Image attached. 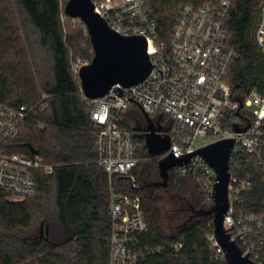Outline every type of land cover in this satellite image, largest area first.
<instances>
[{
	"label": "trees",
	"instance_id": "1",
	"mask_svg": "<svg viewBox=\"0 0 264 264\" xmlns=\"http://www.w3.org/2000/svg\"><path fill=\"white\" fill-rule=\"evenodd\" d=\"M263 1L234 0L231 7L227 32L237 59L226 82L233 101L245 100L252 91L264 92V53L252 37ZM207 2L149 0V6L158 20L159 31L166 37L185 5L203 7ZM63 16L79 20L63 12L61 0H0V102L12 107L47 108L28 118L18 140L11 143L12 152L40 155L46 164L56 167L51 177L39 174L35 199L18 203L0 196V264H109V178L98 164V129L81 99V82L72 71V62L77 58L71 57L74 51L92 60L94 52L85 24L79 20L85 29L66 34ZM17 19H21L23 29L13 24ZM29 28L38 36V46L48 54L53 83L38 81L31 49L28 46L24 52L17 47L19 34ZM137 123L146 127L143 115L134 107L121 126L134 133L142 144L139 156L143 161L135 171L141 186L134 191L120 178L117 183L125 193L143 197L150 228L143 243L163 249L161 254L149 256L140 264H214L207 239L213 220L199 219L187 227L178 224L190 213L181 206L182 195L193 196L197 209L204 207L194 181L171 175L169 190L146 188L160 179L159 161L148 155L144 132L136 130ZM244 168L240 175L249 176L253 183L252 192L246 196L247 207L251 212L264 214L263 169L253 156ZM170 203L172 209H167ZM161 209L172 215H166L171 222L168 226L160 222ZM175 244L184 246L178 256L172 250Z\"/></svg>",
	"mask_w": 264,
	"mask_h": 264
},
{
	"label": "built area",
	"instance_id": "2",
	"mask_svg": "<svg viewBox=\"0 0 264 264\" xmlns=\"http://www.w3.org/2000/svg\"><path fill=\"white\" fill-rule=\"evenodd\" d=\"M233 1L208 0L203 7L185 5L172 31L163 37L149 0H92L95 12L113 31L124 37L145 38L153 64L150 76L136 86L122 89V95L113 88L103 98L89 99L81 88V99L98 129V164L109 178V264H140L163 252L161 247L143 243L150 229L143 197L125 193L117 183L120 178L134 191L141 186L135 171L143 161L139 156L142 144L121 126L134 107L142 115L147 113L156 124L159 121L157 125L170 127L171 149L155 159L160 161L169 154L177 159L192 156L188 164L171 170V175L193 180L205 207L215 204L217 175L199 151L220 141H234L224 227L243 257L254 264H264V214L247 207L246 196L252 192L253 183L249 176L240 175L252 156L264 172V92L252 91L242 103L232 100L226 79L237 59L227 32ZM252 37L264 53V1L259 6ZM91 62L73 61L74 76L79 78L82 68ZM37 110L45 112L47 108L12 107L0 102V196L13 202L35 199L39 174L51 177L55 173L56 167L46 164L40 155L12 152L11 143L18 140L28 118ZM207 239L213 249L212 262L227 264L213 222ZM183 247L175 244L172 250L178 256Z\"/></svg>",
	"mask_w": 264,
	"mask_h": 264
},
{
	"label": "water",
	"instance_id": "3",
	"mask_svg": "<svg viewBox=\"0 0 264 264\" xmlns=\"http://www.w3.org/2000/svg\"><path fill=\"white\" fill-rule=\"evenodd\" d=\"M65 14L81 20L88 31L93 47L94 57L90 65L82 68L79 79L85 96L89 99L105 97L113 88L122 95V89L131 88L147 79L153 64L148 55L147 41L143 37H124L113 31L106 21L95 12L92 0H69ZM242 103V100H238ZM146 127L137 123V131L144 132L145 146L151 158L161 157L171 149L168 132L170 127L163 128L143 112ZM236 131H240L236 128ZM245 131V130H243ZM234 141H220L199 151L217 175L214 188L215 204L212 207L197 209V201L189 206L192 216L187 220V227L199 219H212L214 234L225 252L227 264H254L243 257L239 247L231 241L224 227L228 212V188L230 183L229 157ZM192 156L177 159L172 154L162 158L158 163L160 181L147 184L152 188H168L171 170L188 164Z\"/></svg>",
	"mask_w": 264,
	"mask_h": 264
},
{
	"label": "rangeland",
	"instance_id": "4",
	"mask_svg": "<svg viewBox=\"0 0 264 264\" xmlns=\"http://www.w3.org/2000/svg\"><path fill=\"white\" fill-rule=\"evenodd\" d=\"M68 1L69 0H61L63 12L65 10V6H66ZM62 21H63V27H64L66 34H70L72 31H78L81 28L85 29V26L79 20H72V19H69V18H66L65 16H63ZM13 24H15V26H17V28L19 26L20 28L23 29L21 19H17L15 22H13ZM24 32H25V34H24ZM24 32H21L19 34V35H21V37L16 42L17 47L20 50H23L25 52L26 48L29 46L28 48L31 49V63L33 64L35 72L37 71L39 73V80L38 79L37 80L41 81L43 84L53 83L54 80H53V75L51 73L49 57H48V54L38 46V36H36L34 33H32L30 28ZM92 54L94 55V53H92ZM72 56H73V58L84 59L83 57L76 55V53L74 51H71V57ZM183 197H186L189 200L191 199V198H188V196L182 195V197H181L182 199H180V200H183ZM190 201H192V200H190ZM172 206H173V204H171V203L168 204L167 209H172ZM166 215L169 218H171V216H172L171 214L168 213V211L161 209V214L159 216L160 222H162L163 225L168 226L169 224H171V222L166 218ZM176 225H177V223H176ZM164 229H165V227H164ZM165 230L169 233L168 227Z\"/></svg>",
	"mask_w": 264,
	"mask_h": 264
},
{
	"label": "flooded vegetation",
	"instance_id": "5",
	"mask_svg": "<svg viewBox=\"0 0 264 264\" xmlns=\"http://www.w3.org/2000/svg\"><path fill=\"white\" fill-rule=\"evenodd\" d=\"M145 123H146V122H145ZM168 127H169V126H168ZM158 181H160V179L156 180L155 182H158ZM153 183H154V182H153ZM146 188H147V189H151L152 187H146ZM152 189H156V190H169V187L166 188V189H165V188H152ZM180 199H182V198L180 197ZM190 200H192V201H190ZM190 200L187 199L186 197L183 198V200H181V206H182V208H183L184 210L189 209V206H191L192 203H194V201H196V200L194 199L193 196L191 197ZM191 216H192V213L190 212L188 218H187L186 220H183V221H178V224H179L180 226H185L187 220H189V218H190ZM171 220L173 221V220H175V219L172 218Z\"/></svg>",
	"mask_w": 264,
	"mask_h": 264
}]
</instances>
